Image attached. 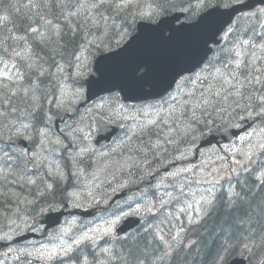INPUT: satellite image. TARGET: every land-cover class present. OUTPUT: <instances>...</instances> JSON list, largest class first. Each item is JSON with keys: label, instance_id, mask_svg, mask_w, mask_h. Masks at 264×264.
Here are the masks:
<instances>
[{"label": "snow or ice", "instance_id": "6c2138e0", "mask_svg": "<svg viewBox=\"0 0 264 264\" xmlns=\"http://www.w3.org/2000/svg\"><path fill=\"white\" fill-rule=\"evenodd\" d=\"M241 3L243 0H197L193 9L200 14L196 34L187 40L169 65L172 79L164 91L169 92L172 85H176L175 91L159 105L147 104L134 109L141 117L136 127L144 132L145 138L160 125H168L169 135L175 133L180 140L190 139L195 142L214 129H219L225 136L231 134L238 138V144L224 146L227 155L216 153L221 163L213 161V171L219 175L222 169H230L237 177L239 190H234L235 185H232L229 179L233 190L226 197H218L209 189L207 196L202 195L195 201L198 215L217 213L227 217L230 222L214 264H264V159H261L264 156V67L254 64V61L259 59L254 54L249 62L241 58L240 48L247 45L248 40L233 41V47H221L205 66L208 45L216 44V37L221 32L224 33L223 39L228 40L234 31L233 28L225 31V24L230 21L220 23L219 18L226 15V10L231 8L242 11L236 7ZM13 7L18 15V26L22 33L0 39V52L8 54L9 48L12 47L15 56L23 61L25 71L18 73L14 79L4 78L10 79L12 86L0 83V175L5 180L12 175H26L28 165H35L41 160L39 152L27 151L17 141L37 143L41 148L46 141L52 142L44 129L59 113H72L77 103L83 99L84 86L81 81L98 53L103 59L97 62L96 71L99 77L93 81L94 85L113 90L107 76V66L115 64V71L123 77L126 84L142 92L145 99L151 97L158 86L155 65L150 56L146 53L135 54L132 51L141 43L143 33L114 55H104L105 51L111 53L114 48L119 49L130 36V29L135 26L137 19L152 23L155 16L160 15L139 9L137 0H27L26 3ZM20 8L24 9L23 14L20 13ZM253 15L258 20L264 18V8H260ZM3 19L9 20V16L4 15ZM165 31L163 27L149 29L151 44L162 48L174 45L178 40L177 33L165 36ZM260 38L264 41V34H260ZM9 40L13 41V44L22 41L25 47L22 51H15V47L8 44ZM260 47L264 50V43H261ZM57 56H60L61 60L67 57L66 63L57 60ZM49 61V67L46 68L45 64ZM12 67L15 68L16 65L13 64ZM67 68L73 71L65 76ZM33 76L35 79H32ZM25 78L29 80L28 84L24 83ZM62 84L64 86H61ZM49 89L54 91L50 93ZM119 90L124 91L125 88L121 87ZM50 94L56 97L55 102L48 98ZM53 103L55 111L45 108L46 104ZM125 110V105L111 109L117 113ZM90 111L97 113L95 119L100 122L98 138H105L102 114L105 105L98 104ZM17 112H20L23 118L15 119V122L10 121L9 118ZM241 121H252L249 125L252 131H246L244 135H239L238 132L230 133L231 129L241 127ZM60 131L69 139H72L73 132H84L82 128H72L70 125ZM132 135H136V132ZM91 138V128L80 137L81 141ZM128 139L131 140V136ZM55 143L62 144L63 141L57 136ZM90 151V145L81 148L78 157H72L73 164L83 161ZM182 156L187 158L185 153H182ZM257 161L260 162L258 170L252 167ZM182 171L191 172L192 169L185 167ZM257 171L259 175L256 174ZM241 172L249 173L254 180L250 183L242 182L239 179ZM48 174L60 180L65 178L60 169L53 171L49 168ZM176 175L179 173L172 174L173 178ZM28 182L33 185L36 183L35 180ZM202 182L213 183L207 179ZM215 183L219 181H215L213 187ZM46 187L51 190L52 184H47ZM166 195L179 200L186 193L181 187L175 196L171 192ZM166 203L167 201L161 198L162 208ZM187 207L192 208L193 205L188 204ZM148 210L151 211V207ZM180 210L185 211L183 208ZM119 220L120 216L112 219L109 227L104 230V235H110L112 227ZM159 239L163 240L162 237ZM128 240L130 243H127L117 257L123 264H155V259H168L177 250L172 249V252H169L167 249H161L157 255L156 250L151 247L152 241L147 238L141 240L137 234ZM85 241L95 243L96 236L85 233L67 245L61 238L60 244L37 258L44 259L45 255L48 259L66 257L68 264H81L79 254H72ZM180 243L182 240L177 241L178 245ZM103 251L110 262L111 249L106 248ZM26 254L32 255L30 252Z\"/></svg>", "mask_w": 264, "mask_h": 264}, {"label": "rangeland", "instance_id": "374dc122", "mask_svg": "<svg viewBox=\"0 0 264 264\" xmlns=\"http://www.w3.org/2000/svg\"><path fill=\"white\" fill-rule=\"evenodd\" d=\"M137 7L139 9H142L144 12H153L152 6L149 7L145 5L143 0H137ZM259 9L260 8H257L254 12L242 15L243 17L241 18V20L244 21L247 20L249 17H254L253 13L257 12ZM133 10L135 11L136 9ZM260 25L261 26L264 25V18H262V22ZM232 28L235 29V26H233ZM232 34L230 35L228 40L224 39V43L222 47H233V45H228V41L230 39L234 40ZM254 38L255 36L244 37L243 39L248 40L249 43L247 45H242L240 51H241V58L244 59L245 62L252 61L253 54L256 57H258L259 59H256L254 61V64L257 65L258 61L264 59V50H262L260 47L261 43H264V41L260 40L259 42H256L254 41ZM85 56H87V53H85ZM95 59L96 57L89 65L88 72L85 74V77L81 81V83H83V81L87 79L90 75L94 74L93 66ZM5 65H7V67H5ZM12 65L13 63L10 62L7 63L0 62V83H6L9 84V86H12L10 79L9 80L4 79L5 77L14 79L16 78L18 73H20L19 70L17 69V66L13 68ZM72 71L73 69L67 68L64 75L67 76L68 73H71ZM61 86L64 85L62 84ZM85 92L86 89L84 86L83 99L77 103V105L75 106V110L72 113H66V112L60 113L64 116L67 114H70L71 116H69L66 122L59 127L60 129H66V126L70 125L72 128H77V127L82 128L84 132L83 133L73 132L72 139H69L68 136L64 134V132L60 131L59 133H57L54 127L55 126L54 123L57 120L60 119L63 121L66 118L64 116H61L56 119L55 117H53V121L51 123L52 126H50V128L46 130L52 142L46 141L43 147L40 148L41 151H39L41 159H45L46 157L45 160L49 159L50 161H52L50 168L53 171H55L56 169H60L63 171L65 178L63 180H60L57 177L56 180H54L57 184H59L61 188H63L68 184H71V182L72 184H77L79 181L83 183L81 187L73 188V190L69 191L66 194L67 201L72 206L86 207L90 205L92 201L103 200V199H104V204L107 205L109 201V198L107 197V193L111 190L109 184L117 182V185L115 186V190H120L132 186V183L134 182L133 179L125 175H120L119 177V174L122 172H128L129 169L134 168L135 166L140 167L137 165V163H139L140 161H137L136 159H178L180 161L196 159V147L202 137L196 139L195 142H192L190 139L180 140L178 135L175 133L169 135L168 125H160L159 127L155 128L153 131L149 132L148 134L149 146H146L145 145L146 141L142 140L144 132L137 129L136 127L141 117L135 113L134 111L135 108L143 107L147 104L159 105L163 103L164 100L168 99V97L164 99L162 102L125 103L120 100L118 94L113 93L110 95L102 96L97 100L91 102L90 104H86L85 106H82V104L85 103L86 100ZM48 98L53 102H55L56 98L54 96H49ZM101 103L105 105V111L104 113H102L104 115V120L112 125L120 126L122 128V131L119 137L113 143L106 146H102L98 149L96 146L92 144V141L94 142L95 139L94 131H96L97 129L94 123V121L96 120L95 117L97 113L95 111H90V109H95V106ZM119 105H125L126 110L123 111L122 113L111 111V109L118 108ZM45 107H47V109L51 107L55 109L54 103L46 104ZM133 117H135V119ZM9 120H11V117L9 118ZM89 128H91L92 131V138L83 139V141H81L80 137L86 134L89 131ZM133 132H136V135H138L140 138V140L135 143H132L131 140L128 139L129 136H131V138L137 139L136 135H132ZM60 133L62 135H60ZM57 136H59L62 139L63 141L62 144L55 143ZM64 137H66V139H64ZM169 140H171L172 142H169ZM157 144L159 145V147H152L153 145H157ZM53 145H56L58 149H60L61 158L63 156V153H65L66 155L65 159H72L73 156L78 157L81 148L90 145L91 151L87 153L85 159H94L92 169L90 170V172H92L91 179H88V176L85 175L87 170L83 171L79 169V163L75 165L72 163L71 171L68 169L64 170L61 161L58 158H55L56 150L53 148ZM189 149H191V152H189ZM182 153L187 154V158H184L182 156ZM216 153H219L221 155H227V153L224 152V149L220 150L216 148H211L204 151L197 158L198 160L191 162L190 164H185L175 167L172 172L163 174L164 182H160L159 184H156L153 187L150 186L149 188L143 190L145 193L149 192V190L154 191L156 193L155 199H151L149 197L147 199H143L141 198L142 193H135L132 196L125 199L124 201H121L116 211L108 212L103 217H98L94 220L89 221V223H87L88 226L84 227V231L81 230L80 232L75 233V238L73 240H71L73 236L72 237L70 236L73 222H69L59 230L51 232L47 236L46 239L48 240L45 243L25 242L21 244H14L12 243V241L15 239V237L18 234H20L24 229L29 228V226L33 222V219L24 218L22 222H18L23 224L19 226H17V224H14V227H12L10 231L0 236V242H11V244L8 246H4L1 244L2 247L0 248V255L4 253V257H3L4 259L0 261V264H5V262L9 264H27L26 262H23L21 259L22 257L29 256L26 253L29 252L32 253L31 256L35 258H37L40 255H44L46 254V252H50L53 248H55L58 244H60L61 238L65 242V245H67L73 243L74 240L79 239L85 233L89 235H95L96 241L102 240L103 238H106L108 236L114 237L115 227L117 224H115L112 227V232L110 235L107 236L104 235V230L109 227L110 221L114 219L116 216H120L119 222L125 216L126 213L127 215L140 213L144 216H148L152 212H155L160 208H162L160 205L161 198L167 201V203L164 205L163 208L173 207L172 205L177 201V199H172L168 197L166 193L171 192L175 196L181 187L184 189L186 195L180 197L182 198V200L180 202V205H178L179 207L177 209L175 208V212L177 213V215H181L182 213H184V215L187 217L188 222H197L203 217L204 214L200 213L198 215L196 211V208L198 206L196 205L195 201L199 200L202 195L207 196L209 194L208 192L209 189H211L212 192L215 194L218 191V189H220L221 186H223L224 184H226L229 191L233 190V188L229 184V179H231L232 181L236 177V175L234 173H231L230 169L229 170L222 169L219 172V175L215 171H213V161H215L216 163H221L217 159ZM48 163L50 164V162ZM87 163H89L88 166L91 164L90 162ZM47 164L41 163L40 167L44 168ZM185 167L192 169L191 172L194 174L193 178H192L193 174H190L189 176L184 178V175L188 173L182 171V169ZM30 169H31L30 171L29 168L27 169V172L30 173H27L25 176L26 177L32 176L34 180H38L42 177H47L48 175V173L44 171L42 175L36 177V172L38 170V167L34 169L32 168ZM174 173H179V175H176L173 178L172 174ZM209 173H211V175H209ZM204 179L212 181L213 183L218 180L219 183H215V187H213V183H203L202 181ZM169 180H174L175 183L170 184ZM50 184H53V181ZM173 185H176V187H173ZM18 194L21 197V200L23 198L22 196L24 195L27 196L26 194L22 195L23 194L22 190L18 192ZM162 194L164 195L162 196ZM138 198H140V202L138 203V206L132 207L133 204L137 203L136 199ZM188 204H192L193 207L188 208L187 207ZM149 207H151V211L148 210ZM182 208L185 209V211H181L180 209ZM175 226L176 227L173 228V231L168 234L169 237L172 236V238H174L177 236V233H179L180 227H177V225ZM176 242L177 240H174L173 244H175ZM176 246H178L177 243L175 244L174 247ZM15 253L18 254V256H13V254ZM41 260L50 262L53 259H48L47 256L45 255V258ZM104 260L106 261V259L101 258L98 264H106ZM84 264H88V263H84Z\"/></svg>", "mask_w": 264, "mask_h": 264}, {"label": "trees", "instance_id": "16d2710c", "mask_svg": "<svg viewBox=\"0 0 264 264\" xmlns=\"http://www.w3.org/2000/svg\"><path fill=\"white\" fill-rule=\"evenodd\" d=\"M26 2L27 0H0V39L8 35L22 33V29L18 26V15L15 11V7L13 6H19ZM143 2L149 7L152 6L153 12L151 13H160V15H157V17L155 16L154 19L181 9H186L188 11V20L195 19V12L193 11L195 8L193 6L195 0H143ZM23 12L24 9L20 8V13L23 14ZM4 15L9 16V20L5 21L3 19ZM138 21L139 19H137L135 26L130 29V36L134 34ZM29 42L31 43V41ZM8 44L13 45L15 47V51H22L25 47L24 42L22 41L13 44V41L9 40ZM57 60H61V57L57 56ZM66 60L67 57H65L64 60H61V63H66ZM0 62L13 63L17 66L19 72L25 71L23 61H20L19 58L15 56V52L12 50V47L9 48L8 54L0 52ZM49 64L50 61L45 64V67L48 68ZM49 70L51 71L53 69ZM32 79H35V77L33 76ZM24 83L28 84L29 80L25 78ZM52 91L54 90L49 89L50 93ZM49 96L54 95L50 94ZM45 108L47 109V107ZM50 109L55 111L53 107ZM57 116H60V113ZM15 119H22L20 112L15 113L11 117L10 121L14 122ZM51 180L56 179L53 178ZM240 180L242 182L250 183L254 180V177L249 173H242ZM19 182L20 179L15 175L9 176L8 180H5L3 176L0 175V236L3 235L9 228L11 220L20 221V219L24 216L32 218L40 213L54 210L58 205L56 200L60 198V186L56 182L51 191H41L40 187L34 188L30 185L25 186ZM239 188L240 185L236 184V191H238ZM21 190L23 191L22 195H27L24 201L23 199L21 200V197L18 194ZM219 196L226 197L227 194L220 193ZM171 215L172 214L167 215L165 213H161L152 217L149 216L143 227L137 229L134 233L129 234L126 238L113 240L105 238L97 243H82L72 255L79 254L81 264H98L101 258L106 259V261L104 260L106 264H123V261L117 257L126 247L127 243H130L128 238L135 237L139 234V238L141 240H143V238H147L149 241H152L151 247L156 250L157 255L160 253L161 249H167L170 252H172L171 249H177L168 259H155V264H214L216 253L220 245L224 242V237L229 229L230 222L228 221V218L217 213H212L205 216L198 223L185 226V229H183L180 237L182 243L175 248H169L167 246V235L171 230L170 225L175 222V215ZM161 236H164L166 240L161 241L159 239ZM106 248L111 249V253H109V255H112V259L110 262L107 260L103 251ZM50 264H68V260L66 257L56 258Z\"/></svg>", "mask_w": 264, "mask_h": 264}, {"label": "water", "instance_id": "95a60500", "mask_svg": "<svg viewBox=\"0 0 264 264\" xmlns=\"http://www.w3.org/2000/svg\"><path fill=\"white\" fill-rule=\"evenodd\" d=\"M258 5H264V0H248L247 2L237 5L236 7L239 9H242V11H237L236 8H231L226 10L227 14L224 15L222 18H219L220 23H224L225 21H230V23L225 24V29L233 22L234 18L236 17L237 14L243 12V11H248L254 9ZM221 11H225L222 10ZM206 14V13H204ZM183 13H176L172 16H167L162 18L158 23H147V22H140L137 25V30L136 33L119 49L112 51L111 53H106L104 55H114L116 51L122 50L126 45L136 36L141 35L142 33L144 34V38L142 39L141 43L139 46L132 50L133 53L135 54H142L146 53L150 56V58L153 61V64L155 65V70L157 73V83L158 86L154 90V94L145 99L143 96V93L140 92L137 89L131 88L129 85L126 84V81L123 79V77L115 71V68L117 65L112 64L108 65V71H107V76L108 79L111 81L110 87H112L113 90H109L107 87L102 88L98 87L93 84V81L97 80L99 77V73L96 71L98 67V61L100 59H103V56L101 55L95 60L94 64V72L95 75L90 76L84 84L86 85V99L87 103H90L91 101L97 99L99 96L113 93L116 91H119L124 99L125 102H139V101H144V100H149V99H157L160 97H163L166 95L168 92H165L164 89L168 86L169 82L172 79V73L169 70V65L172 63V61L175 59L176 55L182 48V46L187 42L188 39L192 38L196 34V25L199 23L200 18L198 21L188 24V23H181L177 25L178 22L184 18ZM217 19V18H214ZM163 27L166 31L164 32L165 36L171 35L173 32H176L178 35V40L176 43L170 47L167 48H162L159 46H155L151 44L150 41V33L148 32L149 29L152 28H160ZM224 29V30H225ZM222 32L220 33V35ZM216 37L217 43H220V40L218 39L219 36ZM208 52L206 59L211 53V48L210 44L208 45ZM121 87H124V91H120L119 89ZM174 85H172V90ZM169 90V91H170ZM98 125L100 126V122H98ZM104 129L107 130L108 132L105 134L103 133L104 137L103 139H99L97 135V140L96 142L98 143H106L110 141L111 137L116 133V129L108 126L107 124L104 123ZM231 133V132H230ZM221 134V135H220ZM230 135V134H229ZM223 136L222 132L219 133V135L215 136L221 138ZM214 138L210 139L213 140ZM17 143L23 147H26V144L23 143L22 141H17ZM68 212L65 211H60V212H50L47 214L41 215L36 221L35 224L40 226V225H45L46 229H51L53 227H56L62 223L63 218L68 215ZM140 220L139 218H125L121 224L118 225L117 227V236H120L122 234H125L129 232L130 230L138 227L140 225ZM24 238L19 239L18 241H22ZM31 262L36 263V264H44L40 260L37 259H30Z\"/></svg>", "mask_w": 264, "mask_h": 264}, {"label": "flooded vegetation", "instance_id": "af4514ba", "mask_svg": "<svg viewBox=\"0 0 264 264\" xmlns=\"http://www.w3.org/2000/svg\"><path fill=\"white\" fill-rule=\"evenodd\" d=\"M216 52H218V51H216L214 49V53H216ZM69 160L70 159H64V161L66 163H68ZM93 161H94V159H91L90 160L91 164L88 166L89 163H87L88 160H86L84 162V164L80 167V169H82L83 171L89 169L85 173V175L88 176V179H91V177H92L91 176L92 172H90V170L92 169ZM142 166L143 165H141L140 167L135 166L134 169L131 168L128 172H124L125 176H128L129 178L134 180L131 187H126V188H123L120 190H115V186L117 185V182L109 184V187L111 188V190L107 193V197L109 198L107 205L104 204V199H103V200L92 201V203L90 205H88L86 207H82V209H93V213L95 214V216L92 218H86V219L81 218V217L80 218L79 217H73L71 220L79 219L76 222L75 230L76 229L77 230L83 229L84 227L88 226L87 223H89V221L94 220L98 217H103L108 212L116 211L117 207L119 206L121 201H114L113 199L117 194H119L123 191H127V194L124 197L120 198L119 200H124L129 195H132L134 193H142L141 198H143V199H147L149 196H151L150 192L145 193L143 190H145L148 186L150 187L156 183V181L160 178L161 172L163 169L156 170V168H155L156 171H155V173H153L154 170L151 169V165H147L145 167H142ZM119 177H120V174H119ZM75 185L76 184H72V182H71V184H68V185L63 187L61 193L63 194L64 198H66V194L69 191L73 190V188H78ZM82 185H83V183H82ZM140 191H142V192H140ZM24 197H26V196L24 195ZM136 201H137V203L133 204L132 207L138 206V203L140 202V198L136 199ZM67 209H69V207ZM70 236H73V232L70 233Z\"/></svg>", "mask_w": 264, "mask_h": 264}]
</instances>
